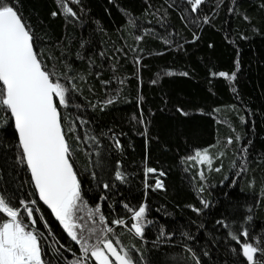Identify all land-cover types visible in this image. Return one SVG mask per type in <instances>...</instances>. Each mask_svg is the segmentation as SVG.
<instances>
[{"label": "trees", "instance_id": "obj_1", "mask_svg": "<svg viewBox=\"0 0 264 264\" xmlns=\"http://www.w3.org/2000/svg\"><path fill=\"white\" fill-rule=\"evenodd\" d=\"M173 1L67 0L76 17L66 16L57 0L18 5L48 67L63 72L69 63L77 76L79 91L61 111L65 130L69 123L75 129L68 139L86 202L79 223L89 227L88 212L100 205L138 264H195L188 248L200 264H242L229 231L239 235L247 227L251 238L264 240V0H204L198 12L179 0L186 14ZM206 15L211 23L203 22ZM221 71L236 79L212 75ZM15 139L11 124L0 127V194L14 197L16 206L20 199L37 201L44 259L68 264L79 245L39 200ZM209 146L211 169L187 159ZM117 166L124 181L115 180ZM145 166L157 169L147 189ZM157 178L161 189L154 187ZM124 204L147 205L143 238L112 225L123 218L130 228Z\"/></svg>", "mask_w": 264, "mask_h": 264}, {"label": "snow or ice", "instance_id": "obj_2", "mask_svg": "<svg viewBox=\"0 0 264 264\" xmlns=\"http://www.w3.org/2000/svg\"><path fill=\"white\" fill-rule=\"evenodd\" d=\"M57 3L66 16H77L67 0H57ZM189 3L192 12H198L204 0H189ZM229 11L235 9L230 8ZM51 14L56 16L58 13L53 11ZM244 19L248 20L249 17L245 15ZM203 22L211 23L209 16H204ZM135 38L141 39L140 36ZM42 57L43 52L38 50L34 30L20 14L18 0L16 2L0 0V113L3 114V124H0V127L9 124L13 126L17 160L21 165H26L30 172L35 193L51 210L68 236L79 245V255L74 254V258L68 264H138L131 254V248L125 247L114 232V228L108 226L107 218L100 211V205H96L94 210L88 212V219L92 222L89 227L85 228L79 223L86 202L75 168L73 148L68 139L75 129L73 124L69 123L68 130H65V117L61 111L62 108L66 110L69 107L74 94L79 91L75 82L77 76L71 75L74 71L71 64L66 63L65 71L57 72L55 68H49ZM212 75L232 81L236 79L235 72L231 74L224 71L213 72ZM78 78L85 79L82 75ZM103 83L107 85L108 82ZM112 103L113 99H107L103 101L101 107ZM241 119L243 120V117ZM139 122H144L142 116ZM81 123L85 121L81 120ZM236 139H240L239 135ZM115 143L119 145L120 141L116 140ZM227 143L232 144L233 138L228 137ZM212 147L214 146L198 148L194 155L188 156L187 159L198 164H207L211 169ZM219 155L223 156L224 153L220 152ZM97 164L100 165L102 162L98 160ZM216 171H220V168H216ZM156 172L157 169L145 166L146 189L149 187L148 174ZM159 175L163 176L164 173L160 172ZM114 176L117 181L125 180L119 166ZM199 176L204 179V172L200 171ZM109 187V183L104 184L105 189ZM154 187L163 188L162 180L157 178ZM203 190L202 187L198 189L200 192ZM14 201V197L0 194V264H51L44 259L41 241L45 237L36 227L35 213L40 211L36 207L37 201L20 199L19 206H16ZM201 204L208 207L207 201L201 200ZM124 207L131 213L130 228L128 221L123 218L112 220V225L128 228L137 237L143 238L147 205L140 204L138 208H132L124 204ZM188 207L196 213L201 212V209L194 205ZM96 216L99 218L98 221ZM39 219L42 220L43 216L41 215ZM26 220L29 222L26 223ZM217 224L231 228V225L224 221H217ZM161 235H164L163 230ZM228 235L238 245V248L234 247L232 251L242 256V264H264V240L251 238L247 227H244L239 235L233 231H229ZM187 250L195 264H200L196 253L191 248Z\"/></svg>", "mask_w": 264, "mask_h": 264}, {"label": "rangeland", "instance_id": "obj_3", "mask_svg": "<svg viewBox=\"0 0 264 264\" xmlns=\"http://www.w3.org/2000/svg\"><path fill=\"white\" fill-rule=\"evenodd\" d=\"M177 7H179L181 10L185 11V14L187 13V7L184 5L182 2L179 0H174L173 1Z\"/></svg>", "mask_w": 264, "mask_h": 264}, {"label": "water", "instance_id": "obj_4", "mask_svg": "<svg viewBox=\"0 0 264 264\" xmlns=\"http://www.w3.org/2000/svg\"><path fill=\"white\" fill-rule=\"evenodd\" d=\"M29 174H30V172H29ZM30 175H31V174H30ZM32 185H33V184H32ZM37 196H38V194H37ZM41 203L44 204L43 201H41ZM44 205H45V204H44ZM45 206H47V205H45Z\"/></svg>", "mask_w": 264, "mask_h": 264}]
</instances>
